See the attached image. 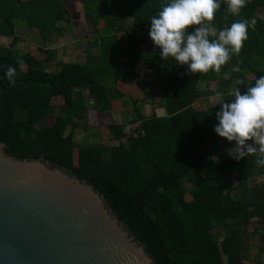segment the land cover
<instances>
[{
  "label": "trees",
  "instance_id": "obj_1",
  "mask_svg": "<svg viewBox=\"0 0 264 264\" xmlns=\"http://www.w3.org/2000/svg\"><path fill=\"white\" fill-rule=\"evenodd\" d=\"M81 1L102 35L100 42L95 40L100 51L83 63H60L58 49L47 45L54 35H63V24L70 21L65 1L0 0V36L12 38L8 46L0 44V143L14 157L48 160L92 184L155 264H248L246 231L240 224L256 218L253 233L263 251L264 178H258L264 177V166L256 164L255 154L237 161L205 149L220 105L203 108L198 102L202 94L229 95L235 83L243 93L248 82L264 73V14L259 13L264 0H246L239 17L221 3L211 22L217 32L243 18L250 21L248 38L221 72L195 74L161 58L150 37L137 33L149 32L150 18L164 0ZM129 19L131 28L117 30ZM18 20L38 29L43 47L33 44L20 51ZM144 43L146 52L140 51ZM237 63L240 71L224 79L223 72ZM9 65L17 67L14 84L4 75ZM149 68L156 76L140 83ZM130 86L157 98L156 106L146 115L139 100L132 99L133 118L108 125L117 146L78 144L73 131L66 133L69 126L86 125L90 100L94 109L109 113L130 95ZM128 124L134 125L129 133ZM219 227L225 230L222 237Z\"/></svg>",
  "mask_w": 264,
  "mask_h": 264
},
{
  "label": "water",
  "instance_id": "obj_2",
  "mask_svg": "<svg viewBox=\"0 0 264 264\" xmlns=\"http://www.w3.org/2000/svg\"><path fill=\"white\" fill-rule=\"evenodd\" d=\"M0 264H155L104 195L0 143Z\"/></svg>",
  "mask_w": 264,
  "mask_h": 264
},
{
  "label": "clouds",
  "instance_id": "obj_3",
  "mask_svg": "<svg viewBox=\"0 0 264 264\" xmlns=\"http://www.w3.org/2000/svg\"><path fill=\"white\" fill-rule=\"evenodd\" d=\"M222 2L235 17L241 15L246 4V0H164L160 10L151 16L148 32L158 46L159 56L164 60L171 58L176 65H186L188 74L221 72V66L240 53L250 27V21L242 18L217 32L211 22ZM18 63L23 65L22 60ZM239 71L237 63L223 72V78L229 79L233 72ZM16 73L17 67L13 65L4 70L11 84L15 83ZM216 96L221 107L215 113L214 132L234 142L227 154L237 161L255 154L256 164L264 166V73L254 83L248 82L243 93L236 87L230 100L220 99L224 96L220 91Z\"/></svg>",
  "mask_w": 264,
  "mask_h": 264
},
{
  "label": "rangeland",
  "instance_id": "obj_4",
  "mask_svg": "<svg viewBox=\"0 0 264 264\" xmlns=\"http://www.w3.org/2000/svg\"><path fill=\"white\" fill-rule=\"evenodd\" d=\"M67 7L70 11V21L69 23L64 22V33L61 36L54 35L51 39L50 43L47 45L49 48H57L58 49V62H67V61H76V62H86L89 54L98 53L100 51V46L98 43H95L97 40L100 42L101 33L98 34L95 30V27L91 20L87 17L85 10L83 8V2L81 0H64ZM260 14H264V9L259 10ZM104 23V22H103ZM101 21V25L103 26ZM23 22L18 20V24L16 27V34L20 37V42L18 47L22 53L29 50L31 45H36L37 47H43L44 42L40 38V34L38 29L27 28V26H23ZM133 25V19H129L126 25L123 27L119 25L117 30H122L125 28H131ZM137 33L139 37H148V29L141 30L138 29ZM11 37L0 36V44L4 46H8L11 42ZM96 40V41H95ZM149 46L148 43H144L140 47V51L146 52ZM56 64L53 63V68H55ZM156 76V72L153 69H148L147 72L143 71L141 76L139 77V82L143 83L144 81L150 80ZM107 84H112L109 80ZM237 85L235 83L234 87L231 89V93L235 91ZM200 88L203 91H206V83L204 81L200 82ZM130 95L123 100H120L116 107L112 109L109 113H101L93 108V100H90V106L87 111L84 127H79L76 129H72L71 126L67 128L66 133H70L73 131L75 136V141L78 144H98L103 143L106 145H115L119 144V141L113 140L110 136V131L108 125L112 122L118 123H128V121L133 118L132 113V99L139 100V106L142 108L146 115L152 114L154 107L156 106L155 100L157 98H152L151 96H145L143 90L138 86H130L127 88ZM241 91V90H240ZM242 92V91H241ZM244 92V91H243ZM230 93V94H231ZM230 94L227 96H222L220 99L230 98ZM158 97V96H157ZM201 102L199 101L201 107L206 108L212 104H218L219 100L216 95H201ZM227 102V101H226ZM221 107V105H220ZM160 114L162 110H158ZM53 119L49 118L47 122L52 123ZM134 125L128 124L126 127V131L129 133L133 129ZM124 141L126 138L123 139ZM234 142L227 141L226 138L220 137L217 133L211 131L207 136V144L204 147L211 153L217 152V155L220 157H224L227 154V149L233 146ZM264 177L261 176L258 179L262 180ZM255 221L246 222L243 221L240 224V229L242 231H246L244 240L247 244V253L249 255V259L246 260L248 264H263L264 262V250L261 251V241L258 234H254L253 230L255 229ZM218 233L219 236L222 237L225 233L223 227H219Z\"/></svg>",
  "mask_w": 264,
  "mask_h": 264
}]
</instances>
